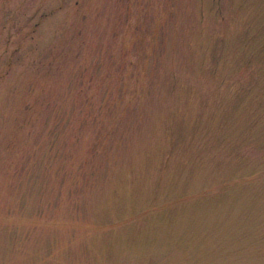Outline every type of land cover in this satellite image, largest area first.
Instances as JSON below:
<instances>
[{
    "label": "rangeland",
    "instance_id": "374dc122",
    "mask_svg": "<svg viewBox=\"0 0 264 264\" xmlns=\"http://www.w3.org/2000/svg\"><path fill=\"white\" fill-rule=\"evenodd\" d=\"M0 264H264V0H0Z\"/></svg>",
    "mask_w": 264,
    "mask_h": 264
}]
</instances>
